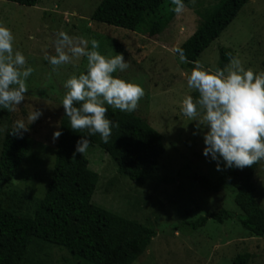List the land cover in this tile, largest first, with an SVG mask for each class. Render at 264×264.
<instances>
[{
	"label": "rangeland",
	"instance_id": "rangeland-1",
	"mask_svg": "<svg viewBox=\"0 0 264 264\" xmlns=\"http://www.w3.org/2000/svg\"><path fill=\"white\" fill-rule=\"evenodd\" d=\"M101 0H39L24 7L0 0V25L11 30L14 51L26 58V67L34 69L27 78L28 92L17 111L0 109V150L7 129L23 120L29 131L23 132L32 148L16 171L12 184L3 188L1 203L11 212L32 217L49 184L63 114L61 106L71 76L86 74L85 57L74 59L52 72L45 53L54 55V40L59 31L89 41H99L98 51L106 58L122 54L130 67L114 77L137 84L145 95L135 116L145 120L161 136L164 153L159 158L156 179L141 186L116 171L112 159L97 146H89L83 156L98 175L91 203L127 220L155 231L145 252L132 264H231L238 254L251 255L249 264H264V238L243 230L239 223L227 220L207 224L187 235L174 226L226 209L235 214V190L224 185L218 193L201 189L190 174L214 180L225 169L223 162L205 157L203 136L207 128L181 113L186 95L194 100L198 93L187 88L184 73L189 71L175 56L174 49L189 38L216 0H192L181 14L172 12L161 21L159 34L150 36L147 26L139 33L98 24L91 15ZM220 46L234 51L244 68L264 71V0L249 1L217 40L203 51L197 62L214 72ZM43 114L34 123L28 116L34 110ZM30 124V125H29ZM164 180V181H163ZM255 200L264 211V161L252 179ZM21 264H79L66 249L33 239Z\"/></svg>",
	"mask_w": 264,
	"mask_h": 264
},
{
	"label": "trees",
	"instance_id": "trees-1",
	"mask_svg": "<svg viewBox=\"0 0 264 264\" xmlns=\"http://www.w3.org/2000/svg\"><path fill=\"white\" fill-rule=\"evenodd\" d=\"M6 1L24 7H34L39 2ZM191 1L184 0V3L188 5ZM216 1L193 34L178 46L190 62H197L240 10L255 0ZM173 7L171 0H101L91 21L134 33L147 26L149 35L154 36L160 33L161 21L172 13ZM228 52L235 56L230 48H218L216 69H224L229 64ZM175 56L179 59L176 52ZM184 67L190 70L194 63H185ZM105 107L107 118L119 124L118 128L113 127L108 143H103L99 134L88 136L87 130L73 131L63 108L58 128L62 134L57 140L51 178L32 217L17 215L0 201V264H21L33 239L66 249L79 264H132L148 248L156 236L153 229L91 203L98 175L89 168L83 155L77 153L73 158V153L77 141L87 138L89 146H97L112 159L118 174L143 186L156 179L159 158L164 153L162 136L133 113ZM11 131L12 128L5 131L0 150V197L3 188L11 186L16 171L32 148L26 136L18 138ZM261 162L242 170L225 168L214 180L190 174V180L211 193H218L224 185L231 186L235 190L234 203L241 213L219 209L194 221L180 223L174 226L175 230L190 235L208 220L222 224L235 219L246 232L264 238V211L255 200L252 182ZM250 261L251 255L243 253L236 255L231 264Z\"/></svg>",
	"mask_w": 264,
	"mask_h": 264
},
{
	"label": "clouds",
	"instance_id": "clouds-1",
	"mask_svg": "<svg viewBox=\"0 0 264 264\" xmlns=\"http://www.w3.org/2000/svg\"><path fill=\"white\" fill-rule=\"evenodd\" d=\"M176 14L185 10L184 0H171ZM14 36L10 29L0 25V109L15 112L28 92L27 78L34 69L26 67V58L20 51H14ZM89 41L69 36L59 31L54 40V55L45 53L52 72L61 65L74 59L85 57L86 74L81 72L66 80V89L61 101L65 115L73 131L87 130L88 136L99 134L103 143H108L113 127H119L107 118L108 108L132 113L137 110L139 101L144 97V89L123 79L114 77L118 70L123 72L130 65L122 54L106 58L98 49L99 41ZM182 64L194 63V67L184 73L187 88L198 93L194 100L186 95L181 104V113L189 120L197 122V129L203 124L207 128L203 136L205 157L216 162V170L225 168L244 169L264 161V71L254 73L245 69L242 61L226 53L229 64L214 72L205 70L199 62H190L182 48H175ZM79 104V107L75 105ZM34 109L28 120L34 123L42 116ZM29 124V125H30ZM29 131L23 120H16L11 134L23 138L22 133ZM62 133L53 134L55 141ZM90 140L77 141L73 158L77 153L83 155Z\"/></svg>",
	"mask_w": 264,
	"mask_h": 264
}]
</instances>
